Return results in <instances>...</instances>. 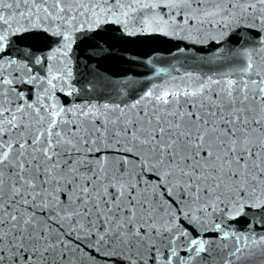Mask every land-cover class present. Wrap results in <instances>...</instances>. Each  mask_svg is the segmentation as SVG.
<instances>
[{"label": "snow or ice", "instance_id": "obj_1", "mask_svg": "<svg viewBox=\"0 0 264 264\" xmlns=\"http://www.w3.org/2000/svg\"><path fill=\"white\" fill-rule=\"evenodd\" d=\"M0 264H264V0H0Z\"/></svg>", "mask_w": 264, "mask_h": 264}, {"label": "water", "instance_id": "obj_2", "mask_svg": "<svg viewBox=\"0 0 264 264\" xmlns=\"http://www.w3.org/2000/svg\"><path fill=\"white\" fill-rule=\"evenodd\" d=\"M118 47L126 49L125 55L138 56L141 60L157 54L159 57H168V46L163 44L135 43L123 46L118 45ZM101 64L103 68L117 75L125 73L143 75L147 71L140 62H131L122 58L109 59L102 61Z\"/></svg>", "mask_w": 264, "mask_h": 264}]
</instances>
